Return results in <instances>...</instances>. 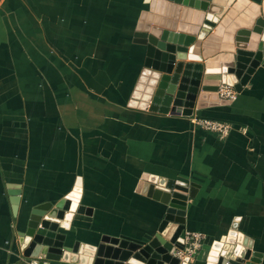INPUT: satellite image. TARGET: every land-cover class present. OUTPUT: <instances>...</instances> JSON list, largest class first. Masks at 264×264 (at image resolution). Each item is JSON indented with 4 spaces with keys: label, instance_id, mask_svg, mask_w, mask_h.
<instances>
[{
    "label": "crops",
    "instance_id": "crops-1",
    "mask_svg": "<svg viewBox=\"0 0 264 264\" xmlns=\"http://www.w3.org/2000/svg\"><path fill=\"white\" fill-rule=\"evenodd\" d=\"M150 2L0 1V264H111L101 244L158 231L168 206L143 190L161 177L189 187L172 213L203 234L191 264L204 247L218 258L232 229L264 264V56L230 103L194 108L229 122L227 136L152 110L136 96L147 64L137 24ZM67 201L76 210L63 225L21 234L36 205Z\"/></svg>",
    "mask_w": 264,
    "mask_h": 264
},
{
    "label": "water",
    "instance_id": "water-1",
    "mask_svg": "<svg viewBox=\"0 0 264 264\" xmlns=\"http://www.w3.org/2000/svg\"><path fill=\"white\" fill-rule=\"evenodd\" d=\"M150 1L151 10H143L137 24L138 39L147 47V64L136 92L141 103L152 110L188 116L195 107L230 103L231 99L219 97L220 86L241 91L253 68L263 60L264 0L261 4L253 0ZM153 5L168 16L154 11ZM143 192L168 206L153 238L148 242L127 236L113 238L109 245L101 244L96 254L107 257L111 264H191L189 257L181 260L175 255L186 232L172 213L186 209L187 183L161 177L145 184ZM11 194L16 212L20 192L16 189ZM77 195L68 198L76 200ZM189 195L193 196L192 191ZM68 203L60 202L54 208L49 202L36 205L27 230L21 234L38 240L44 228L54 230L53 221L63 225L76 210L73 205L69 212ZM221 242L225 249L218 258H203L204 247L194 264L261 263L260 255L252 252L251 243L238 230H230ZM102 262L103 258L96 259V264Z\"/></svg>",
    "mask_w": 264,
    "mask_h": 264
},
{
    "label": "built area",
    "instance_id": "built-area-1",
    "mask_svg": "<svg viewBox=\"0 0 264 264\" xmlns=\"http://www.w3.org/2000/svg\"><path fill=\"white\" fill-rule=\"evenodd\" d=\"M218 94L220 98L233 100L236 98L238 93L234 87L223 84L220 86ZM192 121L195 125L200 126L201 128L208 131L217 132L221 136H227L233 128L229 122L195 115L192 116ZM203 238V234L200 232L187 233L184 246L180 249H177L175 255L181 260L185 259L186 257L192 259L194 254L202 246Z\"/></svg>",
    "mask_w": 264,
    "mask_h": 264
},
{
    "label": "bare ground",
    "instance_id": "bare-ground-1",
    "mask_svg": "<svg viewBox=\"0 0 264 264\" xmlns=\"http://www.w3.org/2000/svg\"><path fill=\"white\" fill-rule=\"evenodd\" d=\"M142 86H144V82L142 83Z\"/></svg>",
    "mask_w": 264,
    "mask_h": 264
}]
</instances>
